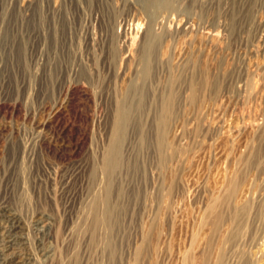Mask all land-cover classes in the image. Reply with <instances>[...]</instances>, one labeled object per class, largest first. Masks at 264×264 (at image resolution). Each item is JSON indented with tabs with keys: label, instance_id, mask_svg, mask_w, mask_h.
I'll return each instance as SVG.
<instances>
[{
	"label": "rangeland",
	"instance_id": "1",
	"mask_svg": "<svg viewBox=\"0 0 264 264\" xmlns=\"http://www.w3.org/2000/svg\"><path fill=\"white\" fill-rule=\"evenodd\" d=\"M162 5L0 0V210L22 221L23 252L107 261L91 203L115 108L142 97L112 263L264 264V0Z\"/></svg>",
	"mask_w": 264,
	"mask_h": 264
},
{
	"label": "bare ground",
	"instance_id": "2",
	"mask_svg": "<svg viewBox=\"0 0 264 264\" xmlns=\"http://www.w3.org/2000/svg\"><path fill=\"white\" fill-rule=\"evenodd\" d=\"M150 2L155 5V7H160L162 5V0H150ZM144 57L146 58V56ZM142 72L143 75L146 74L147 69H145L144 71L142 70ZM134 98H132L129 104H124L125 102L123 100L119 101L115 108L116 110L114 114L110 141L103 153L100 164V169L106 176L104 189L101 194L94 197L91 203L92 216L89 225L90 241L93 243L96 240L98 227H104V229L106 230L104 245L106 249L105 251H107L108 256L107 261L103 264H113L112 252L114 248V233L116 228L121 223V215L125 209V185L123 181H121V183L117 181L116 183L115 175L119 171L120 165L122 164L121 145L124 138L125 129L128 124L134 121L135 116H138V110L140 109V105L142 102V97H137L136 99ZM82 137H84V134H82ZM82 137L79 139L82 140ZM75 147H79V144L76 143ZM95 172L96 166L93 164L90 170V178L94 177ZM45 217L40 212L36 214L33 220V225L36 228L34 229L37 231V234H40L42 236H45L48 230L46 228V226L48 225V218ZM21 222L22 221L20 220V218L12 210H0V264H52V255L54 253L50 246L40 247L38 259L34 257V255L25 253V251L23 252V248L21 245H23L24 243L25 236Z\"/></svg>",
	"mask_w": 264,
	"mask_h": 264
}]
</instances>
